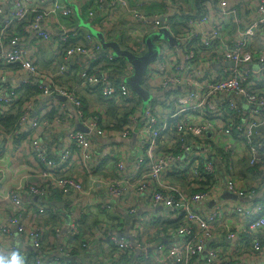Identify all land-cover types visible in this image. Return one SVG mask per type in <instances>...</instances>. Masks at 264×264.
<instances>
[{"label": "built area", "instance_id": "2783aa9c", "mask_svg": "<svg viewBox=\"0 0 264 264\" xmlns=\"http://www.w3.org/2000/svg\"><path fill=\"white\" fill-rule=\"evenodd\" d=\"M75 6L72 0H0V116L14 112L19 92L37 91L20 101L15 126H0V150L17 140L15 149L39 164L7 195L11 211L8 223L0 222V255L18 249L25 264H83L77 249L98 247L109 254L92 264H264V0H200L176 31L161 15L133 8L145 32L167 28L178 40L164 48L166 42H158L159 58L141 81L152 94L144 107L126 83L87 72L100 57V45L88 31L65 26ZM94 12L89 8L85 17L92 19ZM31 34L49 44L51 67L40 68L37 48L24 44ZM76 37L85 44L70 41ZM144 38L125 47L142 54ZM89 54L80 65L79 85L116 110L134 108L125 120L88 114L66 85L69 67L59 57ZM6 71L28 77L13 84ZM73 117L85 130L73 127ZM131 138L133 144L118 142ZM71 164L86 174V182L65 173ZM98 191L132 215L126 228L132 239L118 218L105 221L117 231L106 238L99 234L109 238L100 247L84 235L82 219L98 207ZM55 200L68 210L57 209ZM157 220L173 223L163 231ZM148 225L162 230L166 242L145 236Z\"/></svg>", "mask_w": 264, "mask_h": 264}, {"label": "crops", "instance_id": "0c3cea01", "mask_svg": "<svg viewBox=\"0 0 264 264\" xmlns=\"http://www.w3.org/2000/svg\"><path fill=\"white\" fill-rule=\"evenodd\" d=\"M125 5L115 6L111 7L109 3H101L100 5L96 4L94 0H72V4L74 5H81L83 8V11L87 12L89 8H92L95 12L93 16H91L92 20L95 21V27L100 28L107 36L108 39H113L119 42V44L122 47H125L128 42L132 41L136 38H144L149 31H152V29L149 28L145 32V29L142 25L138 23L137 18L132 15V9L137 8L141 15H152V14H158L161 15L165 21L168 22L169 26L173 31H176L180 28L182 25V22L184 21V16L187 13H193L198 6L196 5L197 0H125ZM232 4V3H231ZM108 14L102 13L98 14L99 11H107ZM84 20H87L85 16H83ZM64 24L67 28H71L72 31L79 30L80 32H87V29L84 27H81L78 22V18L72 19V21L65 20ZM57 29H53V32H55ZM257 42V41H256ZM74 43H84V39L81 37L74 38ZM24 44L29 46H35L37 49L34 50L35 57L37 59L38 65L40 68H49L51 67V59L49 56V52L51 53V49L49 48V44L42 43L36 40L35 34H31L30 36H24ZM47 45V46H46ZM167 47L168 44L165 43L163 45V48ZM110 52V51H109ZM107 53V52H106ZM111 53V52H110ZM89 55L85 56H71L68 58L59 57L60 63L64 62L69 67V74L65 75V83L72 91H75L77 95L80 97L83 109L88 113H96V112H105V114H110L111 104L103 99L98 93L88 90L86 88H83L79 85V78H78V72L81 68V64L88 61L90 59ZM5 76L7 77V80L13 84L20 83L22 80L26 77H24V74H10L7 71L4 72ZM63 76H56L55 79L59 80ZM64 78V77H63ZM18 97L23 101L24 97L28 95L27 93L19 92ZM40 98L36 97L35 101V109L38 110L40 105ZM68 110L72 112V115L74 114V108L68 105ZM73 127L81 128L82 126L79 124L78 121H76V118L73 117ZM1 126V125H0ZM1 128V127H0ZM56 138V137H55ZM60 138V137H59ZM59 138H56V141L58 142V145H60V142L58 141ZM134 138L128 139L127 141H118L122 143L127 144H133ZM98 140L102 143H109L110 141L107 138H100L98 137ZM17 140L12 141L11 144L6 145V147H2L0 150V222L3 221L5 223L7 222V215L11 211V206L8 204L9 200L7 199V195L10 192L11 189L15 188V185H18L19 182H21L25 176L30 173V171H33V169L39 168V164H34L33 161H31L30 157H27L25 153L18 152L15 149V144L17 143ZM30 166L32 168H30ZM69 175H76L80 178H82L85 182L87 181L86 174L79 169L78 167H72V164L70 165L69 169L65 172ZM97 189L95 190L96 193ZM23 196V195H22ZM98 198V207L101 204H105L107 208L102 209L103 211L109 212V210L112 211L111 216H113L116 221L122 220L123 223V232L130 234L126 231L128 222L125 221V216L123 215L124 209L117 205L116 200L113 197L106 196L103 192H97L96 194ZM24 197V196H23ZM26 199V198H24ZM55 206L57 209H61L64 211H67L68 208L65 203L61 201H54ZM59 204V205H58ZM96 208V209H97ZM121 209V211L119 210ZM143 209V210H142ZM95 210V209H94ZM92 210L88 218H83L82 222V229L84 232V235H86L88 238L92 240V242H96L98 246L100 247L103 245L106 241L109 240H103L101 239V236L103 238L109 237L110 235H116V228L114 225H106L105 219H103L100 215L102 214L100 211H98V217L94 219V215L96 211ZM144 212L146 209L143 207V205H140L139 211ZM141 212V214H142ZM97 214V213H96ZM47 217V218H46ZM45 219L50 221L51 216L45 215ZM98 221V222H97ZM116 221H113L115 223ZM93 222H95V225H93ZM91 225H89V224ZM148 225L147 231L145 232V236L149 237L152 241H159L161 239V236L164 238L162 242H166V239L164 237V233L162 230H158L157 228H154V226ZM11 230L13 231L15 229L14 225H10ZM153 228V229H152ZM101 236H100V235ZM131 235V234H130ZM14 236V240L18 242L17 235ZM152 250H150L151 252ZM99 252H102V248L98 250V247L96 248L95 252H90L82 248L77 249L76 257L80 258L83 264H92L95 260H98L100 255H103L104 257L108 256V251L103 250V254H100ZM99 253V254H96Z\"/></svg>", "mask_w": 264, "mask_h": 264}, {"label": "water", "instance_id": "95a60500", "mask_svg": "<svg viewBox=\"0 0 264 264\" xmlns=\"http://www.w3.org/2000/svg\"><path fill=\"white\" fill-rule=\"evenodd\" d=\"M75 11L78 17L79 25L86 28L90 35L94 37V39L100 45L102 52L110 51L114 56L122 57L126 63L132 67V72L123 78V82L129 86L131 91L140 97L142 107H144L152 98V94L142 85L141 81L149 66L159 58L161 46L159 45L158 41H165L168 43V45L172 46L178 44V40L174 37L169 29L160 28L158 30L149 32L145 36L144 44L146 46V50L142 54H136L132 50L122 47L118 41L108 39L106 34L101 29L96 28L90 21L84 20V18L80 16L76 6ZM226 65L234 66L235 62L228 61L226 62ZM24 77H28V75H24ZM82 129L85 130L83 127ZM226 195H228V193H225V196ZM230 196L234 197L233 195ZM119 210L121 211V209ZM123 215L125 216L126 222H128L129 218L132 216L131 214L125 212H123ZM125 235L132 239L130 234L125 233ZM66 259L68 260V258Z\"/></svg>", "mask_w": 264, "mask_h": 264}, {"label": "trees", "instance_id": "16d2710c", "mask_svg": "<svg viewBox=\"0 0 264 264\" xmlns=\"http://www.w3.org/2000/svg\"><path fill=\"white\" fill-rule=\"evenodd\" d=\"M200 4V0H197L196 5L199 7ZM80 16L83 18V16H85L84 11L80 12ZM189 16L191 15L190 13H187L184 16V20L187 19ZM78 18L77 15H75L72 18H69L67 20L72 21V19H76ZM88 21H90L91 23H95L94 20L87 18ZM95 25V24H94ZM100 29V28H99ZM107 37V36H106ZM72 43H74V39L72 38L70 40ZM85 42V40H84ZM100 57L97 59H94L90 64H89V68L87 70L88 73L94 72L96 74H105L107 75V77L109 79H111V81L113 83H122L123 82V78L128 75V67H127V63L126 61L122 58V57H113L111 59H108V57L106 56V52H102L101 49L98 52ZM61 55H65L64 51L61 52ZM37 92L36 90L29 89L26 93L28 95ZM20 101L21 99H19L16 103H15V110L14 112H8L5 113L3 115L0 116V125L4 126L5 128L10 129L11 127L15 126L17 119H18V114H19V105H20ZM142 103V102H141ZM109 104V103H108ZM113 108V111L110 113L111 116L114 115H118V117L120 118V120H125V117L133 111L134 108H130L129 110H126L125 108H122L121 111L116 110L115 107H113V105H111ZM111 111V110H110ZM248 170L250 171H254L255 167H247ZM56 196V193H54V197ZM54 203V202H53ZM55 204V203H54ZM54 204L51 203V206H54ZM156 223L162 227L163 231H166L167 228L170 226V224H172V221H156ZM75 253V251H74Z\"/></svg>", "mask_w": 264, "mask_h": 264}, {"label": "clouds", "instance_id": "9594fccd", "mask_svg": "<svg viewBox=\"0 0 264 264\" xmlns=\"http://www.w3.org/2000/svg\"><path fill=\"white\" fill-rule=\"evenodd\" d=\"M0 264H25V259L20 250H13L7 256L0 255Z\"/></svg>", "mask_w": 264, "mask_h": 264}, {"label": "rangeland", "instance_id": "374dc122", "mask_svg": "<svg viewBox=\"0 0 264 264\" xmlns=\"http://www.w3.org/2000/svg\"><path fill=\"white\" fill-rule=\"evenodd\" d=\"M159 42V41H158ZM111 111H109L110 113L113 111V108H111L110 109ZM239 169H241V167L239 168ZM92 210H94V208L93 209H91L90 210V212L92 211ZM94 211H96V213H95V215H94V219H96L97 217H98V211H100L102 214H100V215H102L101 217L103 218V219H105V221L107 222V220H108V222H111V221H114V217L113 216H111V214H112V211L111 210H109V212H106V211H102V210H100V209H95ZM98 222V221H97ZM87 224H89V223H87ZM89 225H91V224H89ZM93 225H95V222H93Z\"/></svg>", "mask_w": 264, "mask_h": 264}]
</instances>
